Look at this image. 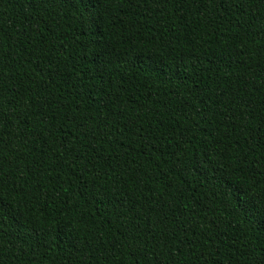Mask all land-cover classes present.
Wrapping results in <instances>:
<instances>
[{
  "label": "trees",
  "instance_id": "trees-1",
  "mask_svg": "<svg viewBox=\"0 0 264 264\" xmlns=\"http://www.w3.org/2000/svg\"><path fill=\"white\" fill-rule=\"evenodd\" d=\"M264 0H0V264H257Z\"/></svg>",
  "mask_w": 264,
  "mask_h": 264
},
{
  "label": "snow or ice",
  "instance_id": "snow-or-ice-1",
  "mask_svg": "<svg viewBox=\"0 0 264 264\" xmlns=\"http://www.w3.org/2000/svg\"><path fill=\"white\" fill-rule=\"evenodd\" d=\"M260 212H264V201H262L257 209ZM257 264H264V255L259 256Z\"/></svg>",
  "mask_w": 264,
  "mask_h": 264
}]
</instances>
